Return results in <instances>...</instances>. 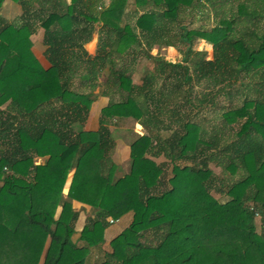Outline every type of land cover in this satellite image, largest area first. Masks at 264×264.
I'll return each instance as SVG.
<instances>
[{"label":"trees","instance_id":"1","mask_svg":"<svg viewBox=\"0 0 264 264\" xmlns=\"http://www.w3.org/2000/svg\"><path fill=\"white\" fill-rule=\"evenodd\" d=\"M10 1L25 18L0 26V108L7 105L0 109V264H84L89 248L103 241L106 219L126 213L130 223L109 241L97 264H264V238L255 228L256 218L264 223V18L247 10L254 2L264 7V0H224L226 8L217 10L221 17L211 28L181 29L177 38L185 52L198 57L191 67L179 62L183 56L168 62L150 51L174 47L168 31L175 23L182 27L177 17L198 8V0H132L144 9L140 14L126 11L129 0H109L94 14L83 0ZM34 3L38 10H28ZM34 12L43 30L45 69L30 50L36 27L25 19ZM94 35L95 54L89 56L83 45ZM196 41L211 45V60L204 52L192 54L189 45ZM141 61L155 63V74L136 85L132 74L143 70ZM176 69L183 77L172 79ZM193 80L210 88L197 103L187 89L179 93L183 82ZM96 87L120 98L100 110V125L132 120L147 132L129 144L128 173L114 181L104 128L73 137L65 131L83 122ZM173 94L189 108H200V115L216 107L214 100L204 102L209 94L240 98V104L219 108L217 128L208 135L205 118L164 123V114L174 117L173 107L166 110ZM52 103L65 108L59 119V109L48 107ZM43 106L46 118L31 124L29 117ZM243 118L233 131L232 124ZM161 131L174 138L173 156H167ZM160 155L171 162L168 173L152 160ZM42 157V164L33 163ZM211 192L227 200L220 203ZM69 200L94 213L79 232L82 246L71 238L77 213Z\"/></svg>","mask_w":264,"mask_h":264},{"label":"crops","instance_id":"2","mask_svg":"<svg viewBox=\"0 0 264 264\" xmlns=\"http://www.w3.org/2000/svg\"><path fill=\"white\" fill-rule=\"evenodd\" d=\"M51 1L55 3V1L53 0ZM62 1L65 2V5H69V3L71 2L70 0H62ZM204 1L206 0H198L197 4L199 5V7L194 10H207V8L208 10H216V12L221 17L222 11H217V10L224 11V8H226L224 5V0H213L212 4H208ZM83 2L86 7L85 10H92V13H93V10H95V12L96 11L99 12L100 10H103L104 8H106L109 3V0H83ZM247 6H248L247 10L255 16H257L256 14L257 8L264 11V7L260 5L258 2L251 3ZM38 8L39 7L37 3H34V5L32 7L30 6L28 10L37 11ZM131 10H137L138 14H140L138 10H144V9L134 7L132 0H129L126 11L131 12ZM34 13L26 14V17L35 18L36 20H39L38 13L37 15H34L35 17H31ZM21 15H22V8L18 3L12 2L10 0H4L0 5V26L3 24H8V23L19 21L20 20L19 18L21 17ZM217 20L213 22L210 28L217 22ZM52 26L57 28L56 25H52ZM36 27L37 28L35 29L34 33L29 37L30 43H31L30 50L35 56V58L38 60L40 65L45 69L49 67V64L46 61L45 55H44L46 47L43 45V30L39 27V24ZM34 34H37L38 37L37 36L34 37ZM93 38L95 37L92 36V38L90 39L88 43H90L93 40ZM84 46L85 44L83 45V49H84ZM95 47H96V43H95ZM169 48L171 49L172 47H166L164 48V50H167ZM84 50L89 56H93L95 54V49H93V52L91 53H88L86 49ZM152 50H155L157 52L156 49H152ZM106 70L107 69L105 68V71L103 72V74L106 72ZM103 74L101 76H103ZM138 75L139 74H137L135 71L132 74L133 83L136 85H140L141 83L140 81L134 82V80L138 78ZM97 88H100V87H96L95 89V92H94L95 97L93 98L90 104L87 115L85 119L83 120V122L80 124L73 123L72 125H69L68 129H65V131L69 133L70 137H73L77 133L99 132L100 128H104V131L106 132L105 139H107V142H109L110 148H111L108 154H109V159L111 161V164L114 166V171L112 172V180L114 181L117 179V176H116L117 174L122 173L119 176L121 177L128 173L129 165H130L129 144L132 142L130 141V137L133 135L134 132H137V130L135 129V126L136 125L140 126L145 132L142 135L138 134L137 137L146 135L147 132L141 125H139L136 122H133L132 120L111 119V121H109L107 124L100 125L98 123L100 110L106 107L107 105H109L110 103L118 102L115 99V96L118 97V93L110 91L108 89L106 90L102 89L101 91H98ZM6 106L7 105L3 106L0 109L3 110ZM46 108L47 107L45 106L42 107V109H46ZM117 121L123 122L125 125H129L130 128H126V127L119 128L117 125L112 124L113 122H117ZM117 131H121V132H117ZM46 159L47 157L34 158L33 163L35 165L42 164ZM70 178H71V174L68 175L67 180L64 184V189L62 191L63 199H65V194H66V190H67ZM69 204L72 210L77 213L76 219L73 223L74 233L71 238H72V241L75 242L77 246H82V243L78 241L79 232L82 229V227L88 222V217H90V219L93 217V216H89V213L90 211H92V209L87 205L78 203L73 200H69ZM107 219H106V222H107ZM130 220H131V213H126L119 219L115 220L113 224H108V226L103 231L102 243L96 245V247L94 246V247L89 248V252H88V255L86 257L84 264H87L89 262V259H90V262H92V264H97L101 260H103L105 254L109 250L108 248L109 241L115 236H117L123 229H125L130 223ZM261 231H262V234L264 235V224L261 225Z\"/></svg>","mask_w":264,"mask_h":264},{"label":"rangeland","instance_id":"3","mask_svg":"<svg viewBox=\"0 0 264 264\" xmlns=\"http://www.w3.org/2000/svg\"><path fill=\"white\" fill-rule=\"evenodd\" d=\"M70 1H72V0H70ZM204 2H206L208 4H212L213 0H206ZM256 14L260 18H264V11H262L258 8L256 10ZM22 15L23 16H21L19 19H22V17L25 18L24 14H22ZM34 15H37V13H34L31 17H35ZM219 18H220V15L216 12V10H208V8H207V10H193L190 13L189 12L181 13L177 17V20L182 27L178 26L177 23L173 24L172 28H170V30L168 31L169 33L166 36V38H168V40L170 41V43H172V45H174V47H172L171 50H169V49L164 50V48H163V49H160L161 51H159V52H156L155 50H151L150 54L151 55H154V54L161 55V56H163V59L165 61L167 60L168 62H177L180 60V57L183 56L185 58V60H183V61H185V62H183V61H179V62L183 66L191 67L192 63H190V60L196 61V59L198 57L194 58L192 55H188L187 52H185V46L186 45L183 44L179 40V38H177V34L182 33L181 29L188 30V29H205V28L207 29V28H210V26L213 24V22L217 19L219 20ZM25 20H27V23H33L35 25V27L41 21L40 19L36 20L35 18H29V17H28V19L26 18ZM262 23H263V21L261 20L260 24L262 25ZM51 29L57 30L58 28L52 26ZM36 36H37V34H34V37H36ZM93 37H95V38H93V40L90 43L85 44V46H84V49H86V51L88 53L93 52V49L96 48L95 43L97 42V36L94 35ZM101 37H102V35H101ZM96 45H97V43H96ZM189 47H190L192 54H193V52H195V53L204 52V54H205L204 59L205 60L212 59L213 53H212V48H211L210 44H207L203 41H198L195 43L193 42V44L189 45ZM183 52H185V53H183ZM184 54H187V55H184ZM125 60H126V58L124 59V61ZM140 64L143 65L144 71L143 70L141 71V68H139V67L135 69V72L139 75H138V78H136V80H134V82H137V81L142 82L143 76H147L146 77V79H147L148 77L150 78L153 74H155V72H154L155 63H153V62L149 63V62L141 61ZM177 71L179 72V70H177V69L172 70L169 77H171L172 79H174L175 75H177V79H179L180 76L183 77L181 75L183 73L182 72L178 73ZM189 72H191V68L189 69ZM173 75H174V77H173ZM101 78L102 77H99L98 80L99 81L102 80ZM170 82H172L171 79L166 81V84H170ZM193 82H194V80L192 82H190V84L188 86H186L187 82L186 83L183 82L182 84H184V85H182V86L184 87V89L183 90L180 89L179 93L182 94L183 91H185L187 89V92L190 95L191 103H197L195 101H197V99L199 100V98H201L202 94H204V93L207 94V91L210 90V88H208L206 86V84L205 85L204 84L197 85ZM73 84H78V81L77 80L72 81V85ZM160 84L161 83L159 81H157L156 85L160 86ZM202 85H204V86H202ZM167 87L169 88V86H167ZM102 89H103V87L97 88L98 91H101ZM94 92H95V89L89 94V95H92V98L95 97ZM223 97L218 96L216 98L214 95H210V94L208 96H204V99H205L204 102L206 104H208L210 101L213 102V100H214V102H217V103H216L215 108H212V110H209L207 112L203 111V114L200 115V111H199L200 108H193V109L189 108L187 105L183 104L184 101L180 99L181 98L180 96L173 94L172 96L169 97L168 105H167L168 107L166 108V110H168L170 112L172 110V107H173V110L170 112V114L173 113L174 117L169 118V114H164L163 115V121L166 125L167 124L172 125L174 123H172L170 121L171 119H172V121H174V120H177L179 118L183 119L185 116L189 117L191 121L199 122V123L202 122V118H205L206 122H204L203 127L205 128V130H207L206 132L209 135L210 132H212L211 128L214 130V128L217 126V124H216L217 117L216 116L218 114V109L221 107L224 108V106L226 104H228V106H229L230 104L228 102H231V104H233V106L240 104L239 103L240 98L238 99L239 101H237V99H234V98H233V100H231V99H226ZM115 99L117 101L120 100V98H118L117 96H115ZM181 103H182V105H180ZM48 107H50V108L55 107V110L59 109V111H55L54 117H57V119H59L61 117V114L65 112V108H64V110L63 109L60 110L61 107H58V104H56V103H52V106L48 105ZM47 109L48 108H46V111H47ZM44 113H45V109H42V108H40L38 111H36L31 117H29V120L31 119L33 121L31 124H34L38 118L40 119V121L43 120L44 117L46 118V116H44L45 115ZM244 121H245L244 118L236 120V122L234 124H232L233 131H238L239 126ZM202 123H201V125H202ZM112 124L117 125L119 128H122V127L130 128L129 125H125L123 122L117 121V122H113ZM170 128H172V130H175V131L177 130L176 125H173V127H170ZM117 132H121V131H117ZM138 134L140 135L141 132L140 131L138 132V130H137V132H134L133 135L130 137V141H133L134 139H136ZM114 136H116V135H114ZM158 136L160 137V139L166 140L165 144H166L167 149H165V151L167 150L170 152L167 156H170V155L173 156V150L171 149L173 147V144H171V142L174 140V138H172L171 132L170 131H161ZM167 156L165 157L164 155H160L156 158H152V160L156 164H162V166L164 167V170L165 171L167 170V173H168L170 168H171V162H170V160H168ZM209 169L213 172V175L216 176L217 174H219V169L215 168L211 164H209ZM119 172H120V170H119ZM121 174H117L116 175L117 178H119V176ZM211 195H213V197L215 199H217L218 202H220V203H223L227 200V198L222 197L220 194H218L216 192L215 193L211 192ZM93 214H94L93 211H90L89 216H93ZM88 219H90V217H88ZM262 224H264L262 222V219L259 217L256 218V221H255L256 231L261 237L264 238V235L262 234V231H261V225ZM102 261L103 260H101L100 262H102ZM89 263L92 264V262H90V259H89V262L87 264H89Z\"/></svg>","mask_w":264,"mask_h":264},{"label":"built area","instance_id":"4","mask_svg":"<svg viewBox=\"0 0 264 264\" xmlns=\"http://www.w3.org/2000/svg\"><path fill=\"white\" fill-rule=\"evenodd\" d=\"M107 220H108L107 221L108 224H113L115 222V221L111 220L110 218H108Z\"/></svg>","mask_w":264,"mask_h":264}]
</instances>
